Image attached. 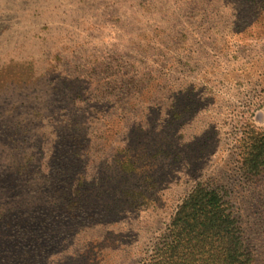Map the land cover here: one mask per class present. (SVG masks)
<instances>
[{
  "label": "rangeland",
  "instance_id": "374dc122",
  "mask_svg": "<svg viewBox=\"0 0 264 264\" xmlns=\"http://www.w3.org/2000/svg\"><path fill=\"white\" fill-rule=\"evenodd\" d=\"M196 190L264 264V0H0V264H231Z\"/></svg>",
  "mask_w": 264,
  "mask_h": 264
},
{
  "label": "trees",
  "instance_id": "16d2710c",
  "mask_svg": "<svg viewBox=\"0 0 264 264\" xmlns=\"http://www.w3.org/2000/svg\"><path fill=\"white\" fill-rule=\"evenodd\" d=\"M229 218L214 192L196 190L189 194L183 204L178 207L174 225L181 221V225L178 226L180 231L186 228L189 231L197 229L205 239L219 240L230 237L234 249L233 253L228 255L229 263L236 264L238 259L235 253L239 252L243 258H248L244 251H240L239 241H236L234 237L233 223Z\"/></svg>",
  "mask_w": 264,
  "mask_h": 264
}]
</instances>
